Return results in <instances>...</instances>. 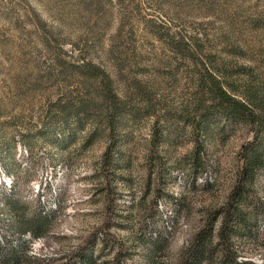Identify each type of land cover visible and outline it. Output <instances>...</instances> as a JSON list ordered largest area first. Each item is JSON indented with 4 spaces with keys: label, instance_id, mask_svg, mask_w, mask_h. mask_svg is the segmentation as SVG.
<instances>
[{
    "label": "rangeland",
    "instance_id": "obj_1",
    "mask_svg": "<svg viewBox=\"0 0 264 264\" xmlns=\"http://www.w3.org/2000/svg\"><path fill=\"white\" fill-rule=\"evenodd\" d=\"M258 15L264 0H0L3 245L19 246L30 258L24 264H71L83 245H92L91 264H111L112 252L119 264L178 262L185 241L224 201L251 135L212 118L192 143L176 113L197 115L189 70L181 74L153 32L247 44L260 34L245 20ZM81 60L101 71L97 95L81 78L91 69L75 67ZM229 62L236 92L264 86L259 69L252 80L240 75L244 56ZM98 95L106 97L101 111L83 110ZM108 145L118 154L104 169L98 162ZM239 206L257 212L251 235L234 241L240 258L264 264V173ZM44 215L40 228L14 233L16 222Z\"/></svg>",
    "mask_w": 264,
    "mask_h": 264
},
{
    "label": "trees",
    "instance_id": "obj_2",
    "mask_svg": "<svg viewBox=\"0 0 264 264\" xmlns=\"http://www.w3.org/2000/svg\"><path fill=\"white\" fill-rule=\"evenodd\" d=\"M246 24L254 30H259L260 39H252L250 43L245 41H229L222 36L219 39L207 38L204 34L181 32L179 29L170 30L165 27L164 33L154 31V36L161 40L173 61L178 63L179 68L189 70L186 77L193 87L191 102L192 111L197 115L189 120L187 112H176L182 128L192 134V143H196V130H198L205 119H218L223 125L238 126L248 131L251 135L248 141L240 145L239 160L235 168L234 178L231 188L221 203V206L205 215V221L196 229L185 241L181 256L174 264H254L246 259H241L236 239H246L251 235L250 230L255 225L257 212H245L239 205L245 195L247 188L251 185L254 177L264 173V86L260 88H248L243 92H236L227 81L229 74H226V67L230 65V57L241 55L247 61L246 67L240 75H245V79H253V70L259 69L264 74V15L245 20ZM215 44H210V41ZM214 45L221 47L215 50ZM219 55V56H218ZM223 55V56H221ZM86 66L91 69L86 76H81L83 82H89L88 88L98 93L101 72L99 67L86 60H81L75 67ZM93 70V71H92ZM181 70V69H180ZM238 70L234 72L238 75ZM168 75H173L170 71ZM102 92V91H100ZM88 97L81 105L91 107L92 111H101L105 98L98 95L99 101L90 102ZM110 110L115 112V101L110 95ZM96 99V96H95ZM112 107V108H111ZM79 109V108H78ZM77 113V110H76ZM100 114V112H99ZM101 115V114H100ZM113 114H110L112 118ZM112 121V120H111ZM200 152L195 151L191 156V163L194 167L200 164ZM118 152H113L111 145L107 146L101 154L98 162L99 167L109 168L117 156ZM210 164L209 160H204L205 167ZM209 167V166H208ZM207 183L206 180L204 184ZM12 205H15L13 202ZM47 216L38 217L32 221L16 222L14 233L16 235L25 231V225L32 229L40 228L46 221ZM12 233V234H14ZM98 240V238L96 239ZM95 240V241H96ZM104 242V239H100ZM243 244V246H245ZM92 245H83L80 256L71 264H91ZM240 249V250H239ZM30 258L19 246L11 247L3 245L0 238V264H24ZM111 264H119L117 253L112 252Z\"/></svg>",
    "mask_w": 264,
    "mask_h": 264
}]
</instances>
